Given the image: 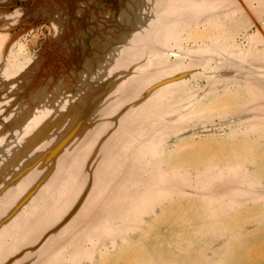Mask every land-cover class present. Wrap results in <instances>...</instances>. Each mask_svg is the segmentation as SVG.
Here are the masks:
<instances>
[{"label":"rangeland","instance_id":"1","mask_svg":"<svg viewBox=\"0 0 264 264\" xmlns=\"http://www.w3.org/2000/svg\"><path fill=\"white\" fill-rule=\"evenodd\" d=\"M0 264H264V0H0Z\"/></svg>","mask_w":264,"mask_h":264}]
</instances>
